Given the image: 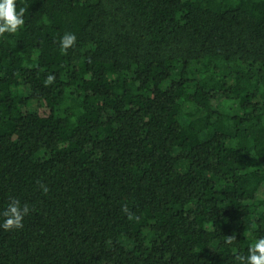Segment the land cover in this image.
Returning a JSON list of instances; mask_svg holds the SVG:
<instances>
[{
    "label": "trees",
    "instance_id": "16d2710c",
    "mask_svg": "<svg viewBox=\"0 0 264 264\" xmlns=\"http://www.w3.org/2000/svg\"><path fill=\"white\" fill-rule=\"evenodd\" d=\"M15 3L0 213L29 211L0 264H244L264 236V0Z\"/></svg>",
    "mask_w": 264,
    "mask_h": 264
},
{
    "label": "clouds",
    "instance_id": "9594fccd",
    "mask_svg": "<svg viewBox=\"0 0 264 264\" xmlns=\"http://www.w3.org/2000/svg\"><path fill=\"white\" fill-rule=\"evenodd\" d=\"M24 8L17 10L15 0H0V34L15 33L19 27L23 25ZM76 41L74 33H65L60 39V47L66 51L73 46ZM53 80L52 76L48 77V81ZM47 189H45L46 191ZM27 205H20L18 200H13L8 207L0 213L3 219H0V228L5 230L20 229L23 227V217L28 213ZM231 242V237L229 239ZM244 264H264V236L259 237L257 241L248 248V255L241 257Z\"/></svg>",
    "mask_w": 264,
    "mask_h": 264
},
{
    "label": "rangeland",
    "instance_id": "374dc122",
    "mask_svg": "<svg viewBox=\"0 0 264 264\" xmlns=\"http://www.w3.org/2000/svg\"><path fill=\"white\" fill-rule=\"evenodd\" d=\"M223 100L222 99H217V98H213L211 99V104L214 108H218L220 105H223V106H226L227 104H224L225 102H222ZM26 109H34V105H29L27 107H23V110H26ZM179 120L181 122H183L185 119H184V116L183 115H180L179 116Z\"/></svg>",
    "mask_w": 264,
    "mask_h": 264
}]
</instances>
